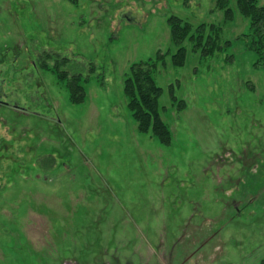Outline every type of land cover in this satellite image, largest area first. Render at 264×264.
<instances>
[{
    "label": "rangeland",
    "instance_id": "rangeland-1",
    "mask_svg": "<svg viewBox=\"0 0 264 264\" xmlns=\"http://www.w3.org/2000/svg\"><path fill=\"white\" fill-rule=\"evenodd\" d=\"M215 2L0 0V264H264V64ZM170 16L230 44L174 66ZM158 52L168 145L122 90Z\"/></svg>",
    "mask_w": 264,
    "mask_h": 264
},
{
    "label": "trees",
    "instance_id": "trees-1",
    "mask_svg": "<svg viewBox=\"0 0 264 264\" xmlns=\"http://www.w3.org/2000/svg\"><path fill=\"white\" fill-rule=\"evenodd\" d=\"M259 1L234 0V4L237 12L249 22L248 33L244 34L245 37L249 36L246 46L257 54L256 64H264V5H260ZM215 7L222 12L224 21L233 19L234 12L229 0H216ZM167 24L171 43L176 47V51L171 54L174 66H183L185 62L186 49L183 43L186 41L191 43L192 51H199L203 56L212 55L230 44V41H225L223 44L220 42V27L215 24L201 23L194 27L177 16H170L167 19ZM165 56V53L158 52L153 59L132 63L123 79L122 90L138 132L150 133L160 143L168 145L172 135L161 117L158 103L163 90L153 78L157 63L162 62ZM42 68L50 70V66L46 62L43 63ZM51 70L54 72L53 69ZM66 76L63 72L58 73V77L61 79H66ZM79 79L78 76H73L66 81L72 103H79L84 99L85 93L82 86L78 84Z\"/></svg>",
    "mask_w": 264,
    "mask_h": 264
}]
</instances>
